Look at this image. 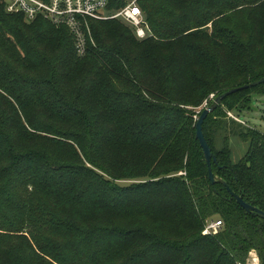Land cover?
<instances>
[{"label": "trees", "instance_id": "trees-1", "mask_svg": "<svg viewBox=\"0 0 264 264\" xmlns=\"http://www.w3.org/2000/svg\"><path fill=\"white\" fill-rule=\"evenodd\" d=\"M140 6L152 37L89 19L85 56L68 27L0 6V264H246L252 252L264 264V220L211 183L193 110L264 78L250 28L264 23V0ZM248 92L264 84L226 98L203 131L215 175L264 211V134L226 121L246 107L230 98ZM233 137L249 144L237 164ZM217 218L218 234L203 235Z\"/></svg>", "mask_w": 264, "mask_h": 264}, {"label": "built area", "instance_id": "built-area-1", "mask_svg": "<svg viewBox=\"0 0 264 264\" xmlns=\"http://www.w3.org/2000/svg\"><path fill=\"white\" fill-rule=\"evenodd\" d=\"M143 1L145 0H130L123 9L111 16L105 13L109 0H0V6H4L8 14L20 15L26 20L34 21L41 17L56 26L68 27L76 39L78 54L85 56L88 41L94 42L89 19L96 21L119 19L135 29L138 39L152 37L153 34L140 6ZM233 118L242 122L238 117ZM222 227V221H209L203 235H216Z\"/></svg>", "mask_w": 264, "mask_h": 264}, {"label": "rangeland", "instance_id": "rangeland-1", "mask_svg": "<svg viewBox=\"0 0 264 264\" xmlns=\"http://www.w3.org/2000/svg\"><path fill=\"white\" fill-rule=\"evenodd\" d=\"M25 21L28 24L33 23L34 21L26 20ZM122 21V20H121ZM124 22V21H122ZM119 23V22H118ZM127 24L126 22H124ZM121 27L122 24L119 23ZM129 25V24H127ZM264 26V23L260 20L256 22V24L253 25V27H250L251 29H255L257 34L253 36L254 42H253V50L255 49H261L264 51V37H262L259 33L260 29ZM133 28V27H132ZM246 29L245 27H243ZM203 29L206 31L208 30L209 34L213 32V22H210L209 25L205 26ZM195 44L200 45V47H206L209 48L212 53L215 55L219 56L220 58H223L227 54V50L225 49H218V48H212L209 40L208 39H194L192 40ZM235 56H237V53H234ZM244 61L236 62V64H243ZM216 93L211 94L207 100L204 101V103L198 107L194 108L193 110L195 111V120H198V117L200 113L205 109L209 104H211L214 99L216 98ZM251 97L253 98L252 100L254 101L253 104L251 105L249 103V100H251ZM244 105V109L240 108L241 104H238L233 110H226L227 113V118L226 121H235L244 127H250V125H255L259 131H261L262 134H264V94L260 96H256V94H251V92L239 95V96H234L230 98L231 101H234L236 99H242ZM245 98V99H244ZM250 104V105H249ZM226 107V106H224ZM226 109V108H225ZM232 114L233 116H231ZM241 115L244 117L240 118ZM233 117H238L241 119V123L235 120ZM222 141H218L217 143H220ZM72 143V142H71ZM231 150H232V161L233 164L239 163L248 153L249 151V144L243 142L240 138L238 137H233L230 142ZM223 144H217L218 148H222ZM217 148V149H218ZM220 220L219 218L215 219V221ZM258 255L255 252H252L249 256L247 264H260ZM255 260L257 263H255Z\"/></svg>", "mask_w": 264, "mask_h": 264}, {"label": "water", "instance_id": "water-1", "mask_svg": "<svg viewBox=\"0 0 264 264\" xmlns=\"http://www.w3.org/2000/svg\"><path fill=\"white\" fill-rule=\"evenodd\" d=\"M262 84H264V78L258 81H255L251 84H247L242 87L229 90L225 92L224 94H221L218 97H216L211 104H209L205 109H203V111L200 113V116L198 117L197 124H196V140L200 143V146L203 150L205 160L208 166L209 179L211 183L213 185H216L218 183L222 184L227 189V191L230 193V195L233 197V199H235L236 202L240 205L241 208H243L246 212L256 215L259 218L264 220V211L246 202L240 195H238L237 193L233 191V189L229 186L227 182H225L223 179L215 175V173L213 172V162L217 163V159L203 131L204 123L206 119L222 104V102L226 98L240 91L256 88Z\"/></svg>", "mask_w": 264, "mask_h": 264}, {"label": "crops", "instance_id": "crops-1", "mask_svg": "<svg viewBox=\"0 0 264 264\" xmlns=\"http://www.w3.org/2000/svg\"><path fill=\"white\" fill-rule=\"evenodd\" d=\"M217 144H221V145H222V144H223V142H220V143H217Z\"/></svg>", "mask_w": 264, "mask_h": 264}, {"label": "bare ground", "instance_id": "bare-ground-1", "mask_svg": "<svg viewBox=\"0 0 264 264\" xmlns=\"http://www.w3.org/2000/svg\"><path fill=\"white\" fill-rule=\"evenodd\" d=\"M255 263H257V261L255 260Z\"/></svg>", "mask_w": 264, "mask_h": 264}]
</instances>
